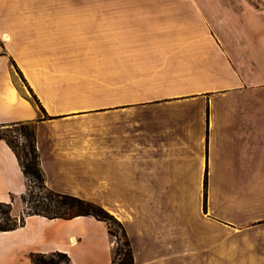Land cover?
<instances>
[{
  "label": "crops",
  "instance_id": "crops-1",
  "mask_svg": "<svg viewBox=\"0 0 264 264\" xmlns=\"http://www.w3.org/2000/svg\"><path fill=\"white\" fill-rule=\"evenodd\" d=\"M148 5L94 32L0 0V129L34 124L45 186L115 217L133 264H264V1ZM26 188L0 140V203ZM114 248L94 217L28 216L0 233V264Z\"/></svg>",
  "mask_w": 264,
  "mask_h": 264
},
{
  "label": "trees",
  "instance_id": "trees-1",
  "mask_svg": "<svg viewBox=\"0 0 264 264\" xmlns=\"http://www.w3.org/2000/svg\"><path fill=\"white\" fill-rule=\"evenodd\" d=\"M10 126L19 128L18 130H14L13 134L15 135L13 136V140L4 135H0V140H3L12 150L26 178V192L21 195L20 200L22 203H27L26 208L28 211L23 212L19 218H16L11 215L13 197L10 203H0V233L13 231L22 227L25 217L28 216H42L48 219L65 220L80 216H91L106 224L109 236L112 239L115 236L112 226L116 227L123 234V246L118 248L115 245L116 249L113 252L112 264H133L129 240L122 224L115 217L97 204L74 196L55 193L45 186L36 150L34 124L17 123ZM20 139L23 140L21 153L18 144L15 143V141H20ZM33 190H37L35 196L32 194ZM41 191H44V195L40 194ZM29 203H33L32 206L29 207ZM30 260L32 264H70L67 255L61 253L49 255L31 254Z\"/></svg>",
  "mask_w": 264,
  "mask_h": 264
},
{
  "label": "rangeland",
  "instance_id": "rangeland-1",
  "mask_svg": "<svg viewBox=\"0 0 264 264\" xmlns=\"http://www.w3.org/2000/svg\"><path fill=\"white\" fill-rule=\"evenodd\" d=\"M165 0H28L30 11L32 14L36 15L40 13V18H57V17H67L76 16L78 20H88L92 23L94 32L103 29L115 28V24H106L107 22L116 23L117 17L125 18V28L126 30L132 27L133 18L140 16H148L150 12L158 11V9L150 8L149 2H157ZM254 5H259L264 0H250ZM69 3H74L75 8H70ZM151 4V3H150ZM108 19V20H107ZM130 22V24H128ZM106 28V29H105ZM96 30V31H95ZM104 41H108L109 44L112 43L113 36L108 37L102 35ZM126 45L131 44V40L126 31ZM100 40L94 41V43H99ZM99 57L93 56L94 64ZM12 126H7L0 129V135H4L10 140H13L14 130H18ZM18 142V143H17ZM18 144L20 153L21 144L23 140L15 141ZM33 196L36 195L37 190L32 191ZM41 195H44V191H41ZM27 203H22L19 200L17 203L12 202L11 215L13 217L19 218L22 213L27 212ZM33 203H29L28 206H32ZM112 231L114 233L113 241L118 248L123 246L124 238L123 234L116 227L112 226ZM116 249V247L114 248ZM115 251V250H114ZM119 260V259H118Z\"/></svg>",
  "mask_w": 264,
  "mask_h": 264
}]
</instances>
